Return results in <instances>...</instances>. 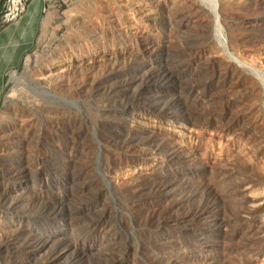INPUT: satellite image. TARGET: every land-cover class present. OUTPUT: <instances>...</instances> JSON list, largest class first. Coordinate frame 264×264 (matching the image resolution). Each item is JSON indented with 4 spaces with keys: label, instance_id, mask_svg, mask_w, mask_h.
<instances>
[{
    "label": "rangeland",
    "instance_id": "1",
    "mask_svg": "<svg viewBox=\"0 0 264 264\" xmlns=\"http://www.w3.org/2000/svg\"><path fill=\"white\" fill-rule=\"evenodd\" d=\"M98 1L0 0V264H264V0Z\"/></svg>",
    "mask_w": 264,
    "mask_h": 264
},
{
    "label": "bare ground",
    "instance_id": "2",
    "mask_svg": "<svg viewBox=\"0 0 264 264\" xmlns=\"http://www.w3.org/2000/svg\"><path fill=\"white\" fill-rule=\"evenodd\" d=\"M20 0H14V7L13 9L15 10V7L17 6L16 4L19 3ZM84 1V4L83 6L80 8L81 10V15L77 14H74V17L76 18H81V25H84V29L82 30H77V31H74L72 33V35L74 37H78V38H84L87 36L86 33H90V34H93V32L95 31V26L97 27L98 31H99V26L96 24V21L100 20H104L105 22H108V25L112 24L113 21H112V18H111V22L108 21V20H105L104 17V13L105 11L108 9H106L100 1L96 0H83ZM94 1V3H97V6L93 7L90 3ZM204 2V1H203ZM112 4V3H111ZM94 5V4H93ZM113 7L111 8V11H109V15L112 16L113 12H114V4H112ZM216 15V14H215ZM82 18L85 19L86 22H83ZM217 20V19H216ZM101 28H103V25H100ZM111 27V26H110ZM109 27V28H110ZM96 29V30H97ZM105 30V29H104ZM112 30V29H111ZM97 32V31H96ZM64 53L63 51L60 52V54ZM225 54L226 56L229 58V60L234 63L236 66L240 67V68H244L245 71H247L254 79L256 80H260V81H264V75L262 74L261 71H259L257 68L253 67V66H250L244 62H242L241 60H239L234 54L232 53H229L227 50H226V47H225ZM69 57H66L64 59H62L61 61L59 62H55L53 63V60L49 59L50 61H47L48 62V65L45 66L43 68V71H48V76H49V82H60L63 80V77L61 76H64V79H68V76L70 75L71 73V69L75 70L77 68V60H73V59H69ZM28 61V60H27ZM25 61V62H27ZM80 64H82V66H87V65H93V62H91V60H88V61H80L79 62ZM12 76V79L16 78L17 75H15V72H13V74L11 75ZM61 77V78H58ZM264 83V82H263Z\"/></svg>",
    "mask_w": 264,
    "mask_h": 264
}]
</instances>
